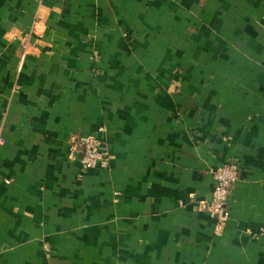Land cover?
Segmentation results:
<instances>
[{
	"label": "crops",
	"instance_id": "1",
	"mask_svg": "<svg viewBox=\"0 0 264 264\" xmlns=\"http://www.w3.org/2000/svg\"><path fill=\"white\" fill-rule=\"evenodd\" d=\"M261 229L264 0H0V264H264Z\"/></svg>",
	"mask_w": 264,
	"mask_h": 264
},
{
	"label": "built area",
	"instance_id": "2",
	"mask_svg": "<svg viewBox=\"0 0 264 264\" xmlns=\"http://www.w3.org/2000/svg\"><path fill=\"white\" fill-rule=\"evenodd\" d=\"M20 61V68L27 55V44ZM106 133L105 126H100L91 134H74L69 140V160L80 165L82 172L94 169H107L110 166L111 154L109 146L103 135ZM214 189L211 201L200 202V209L213 218L216 229L221 231L230 220L228 198L232 186L239 178V168L234 162H229L218 168L214 173ZM250 233L251 232H247ZM256 235H264L261 229Z\"/></svg>",
	"mask_w": 264,
	"mask_h": 264
},
{
	"label": "rangeland",
	"instance_id": "3",
	"mask_svg": "<svg viewBox=\"0 0 264 264\" xmlns=\"http://www.w3.org/2000/svg\"><path fill=\"white\" fill-rule=\"evenodd\" d=\"M256 236H260V235H256Z\"/></svg>",
	"mask_w": 264,
	"mask_h": 264
}]
</instances>
